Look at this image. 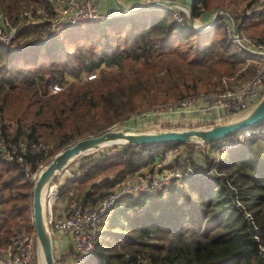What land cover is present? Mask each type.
<instances>
[{"label": "trees", "instance_id": "trees-1", "mask_svg": "<svg viewBox=\"0 0 264 264\" xmlns=\"http://www.w3.org/2000/svg\"><path fill=\"white\" fill-rule=\"evenodd\" d=\"M216 7L212 0H192L191 14L205 21ZM237 9L231 13L239 33L264 44V0ZM2 13L7 21L0 22V29L7 25L16 37L10 45L0 43V136L41 142L48 151L0 166V247L16 226L31 221L28 176L59 150L157 103L237 89L262 64L260 57L234 46L222 19L199 33L159 6L78 24L54 36L48 32L51 0H0L5 19ZM103 66L120 72L52 94L51 87L64 86L68 75L79 78ZM172 145H117L87 156L73 177L60 183L59 195L94 209L127 176L150 166L158 151ZM209 155L184 161L195 176L171 183L166 202L162 192L167 187L154 196L120 198L106 214L113 242L103 244L106 231H98L95 250L83 264H264V139L224 151L218 163ZM172 193L178 194L171 198ZM67 254L77 257L73 251ZM67 258L64 254L58 262Z\"/></svg>", "mask_w": 264, "mask_h": 264}, {"label": "built area", "instance_id": "built-area-1", "mask_svg": "<svg viewBox=\"0 0 264 264\" xmlns=\"http://www.w3.org/2000/svg\"><path fill=\"white\" fill-rule=\"evenodd\" d=\"M51 2L54 6V15L50 19L48 26L50 36H54L78 24L108 20L111 17L128 13L123 9H119L117 15L106 13L101 10L95 0H51ZM156 6L170 10L174 20L181 26L186 21H189L193 30L197 32L213 28L218 15L220 16L224 13L214 14L204 24L207 19L201 21L193 18V21H190L191 8L186 9L180 6L163 4ZM230 23L232 25L227 29L232 43L236 44L241 50L248 51L253 55H264L262 54L264 52V44L258 43L243 33L238 32L236 34L233 22ZM15 37V29H7V25L0 29V43L10 45ZM263 87L264 68L262 70L259 69L249 82L237 89L226 90L220 94L195 95L176 102L157 103L148 109L141 110L139 113L132 114L129 121L147 120L150 123H155L156 121L160 125H189L190 123L197 125L219 121L221 118L214 114L216 111H223L226 114L225 118L228 119L227 121L239 119L247 115L256 106L263 95ZM60 88L55 86L53 92L57 93ZM255 138L264 139V122L259 126L248 128L228 137L223 142V144L226 143V146L221 149L237 148ZM186 145L177 144L165 149L150 165L149 172L139 171L127 176L111 193L103 197L94 209L85 210L80 205L75 206L74 210L65 219H55L51 211L48 225L52 237L65 238L67 241L63 249H60L59 254L62 253V255L58 254V261L61 256L73 251L77 257H72V261L76 260L77 264H83L86 257L95 250L100 221L123 196L151 194L161 191L173 182L178 183L185 178L195 176L193 166L184 161L189 156L194 159H197V156L189 154V147ZM200 145L209 146V144ZM43 151H48V146L44 143H30L25 140L14 141L0 136V166L3 164L24 163L29 153H40ZM217 154L219 155V153ZM44 167V164H40L39 169L28 177L34 180L36 173ZM247 216L251 219L250 214ZM56 242L58 244V241ZM68 244L72 249L69 250L67 248V250H64ZM34 247L37 248L36 237L26 228H20L11 235L6 245L0 247V255L3 257L4 262L7 261L5 264H33Z\"/></svg>", "mask_w": 264, "mask_h": 264}, {"label": "water", "instance_id": "water-1", "mask_svg": "<svg viewBox=\"0 0 264 264\" xmlns=\"http://www.w3.org/2000/svg\"><path fill=\"white\" fill-rule=\"evenodd\" d=\"M115 1L121 9L126 10L128 13L137 12L139 10L148 7H154L159 4L180 6L186 9H190L189 6H186L184 4L169 2L165 0H148L147 3L142 4L137 8H129L121 4L118 0ZM190 21H193L192 15H190ZM233 25L234 32L238 34V25L234 18ZM246 52L251 54L248 51ZM263 122L264 94L262 95L261 99L256 104V106L247 115L239 119L229 120L227 122L214 124L209 127H197L187 129H159L154 131H147L141 127H133L131 125H128L121 127L120 129L104 131L100 135H90L88 137L77 140L76 142L64 149H61L52 157L51 161L45 166L46 169H41L42 171L37 180H35L34 178L35 183L33 187L32 207L33 223L36 233L38 253L41 250L45 264H57L55 256L56 251L54 249L53 239L43 205V193L49 183H51L52 180L56 177L58 171L62 170L64 165L67 164L74 157L86 153L87 151L100 150L103 146L109 143H112L114 146L212 144L217 141L225 140L226 138L235 135L241 131H244L248 128L259 126ZM39 172H37L36 175Z\"/></svg>", "mask_w": 264, "mask_h": 264}, {"label": "rangeland", "instance_id": "rangeland-1", "mask_svg": "<svg viewBox=\"0 0 264 264\" xmlns=\"http://www.w3.org/2000/svg\"><path fill=\"white\" fill-rule=\"evenodd\" d=\"M231 2H232V0H212V5L213 6L214 5L215 6L218 5V7L213 8L209 12L206 13L205 17L208 16L207 17L208 19L207 20L205 19L206 21L204 22V24L207 23L210 20V18L212 16H214V14L219 13V12H224L222 15H220V16L218 15V18L216 19V24L213 26V28L217 25L218 20L219 19H222L223 22L225 21L226 24H227L226 31L228 33L229 31H228L227 28L232 25V23H230V22H233V16H232L231 11H234V10L236 11V8H238L237 10L240 11L243 8V6H244L243 4H245V3H242V0H240V5H239L237 3V0H234V2H233L235 4V7H234V6H232ZM228 5L231 6V7H229ZM154 7H158V6H154ZM3 16H4L5 19H2V16H0V22L3 23V24H5V22L7 21V16L5 14H3ZM3 24H0V25H3ZM213 28H211V29H209L207 31L199 32V33L208 32V31L212 30ZM35 33L38 34L39 31H36ZM243 34H245L246 36H249L248 33H246V32H244ZM228 35H229V38H230V34L229 33H228ZM30 38H28V40H31ZM31 41H34V40H31ZM230 41H231V38H230ZM42 42H46V41H42ZM234 46L238 47L236 44H234ZM262 54H264V52H262ZM254 56H258V55H254ZM259 57H262L263 58L264 56H259ZM261 63L262 64L259 67V69L262 70L264 68V63L263 62H261ZM156 68H157V73L156 74L159 75L160 74V71L162 70V66L159 64L158 66H156ZM130 71L131 70L129 68L125 69V73H129ZM114 72H120V71L116 67H105V66H103L100 69H97V70H95V71H93L91 73H83L79 78H75V77H72V76L68 75L67 76V81L65 82L64 86H62L60 88L59 85H54L53 87H51V91H52V94H56V92H53L55 86L59 87L60 90H62L65 86H67L69 84H72V83L81 84L83 82L94 81V80L99 79L102 74H111V73H114ZM249 81H247V82H249ZM247 82H245V83H247ZM60 90H58V92ZM263 94H264V87H263ZM139 112H137V113H139ZM219 117L221 118L219 120L220 122L219 121H216V122H214V121L212 122L211 121V122H207V123H200V124H197V125L192 124V123H190L189 125H185V124L160 125L156 121H155V123H153V122L150 123V122H147V120H144V121L143 120H139V121H129L130 119H128V120H126V121H124V122H122L120 124L113 125L112 127H110L107 130L120 129L121 127L128 126V125H131L133 127H141V128H144L147 131H154V130H159V129H187V128H197V127H209V126H212L214 124H219V123L227 122V120H228V119L225 118V116L223 117L222 115H219ZM157 124H158V126H156ZM92 135H94V134H92ZM225 141L226 140H222V142L215 143L214 145H209L208 147H205L206 145L203 146V145H200V144H193L189 148V154H192V155H195L197 157H200L201 154H203V156H205L206 153L208 152V154H210L209 156L210 157H214L215 160L218 163L221 160L222 153L224 151H228V150H222L224 148V146H226L225 145L226 143L223 144V142H225ZM112 146H114V145L102 147L100 150H96V151H98V152L100 151L101 152L104 149H108V148H110ZM231 149H233V148H231ZM96 151H94L95 153L92 151V152H90L88 154H84V155L78 157L77 159H75V161H73L64 171H62L60 174H57L56 177L49 184L48 189H47V193H46V198H45V208H46V212H47V214H46L47 220H49L51 211H52V214H54L55 210L58 209V203H56V202L61 201L60 199H58V197H59V185H60V183H63L64 182V177L72 178L73 177L72 172H74L75 170H77L79 168L81 162L83 161V158L87 157V155L90 156V154L91 155L96 154L97 153ZM160 152H163V150H161ZM160 152L158 151V153H156V155L159 154ZM216 152L219 153V155ZM51 159H49L46 163H44V165L46 166L51 161ZM149 170H150L149 168H145V169L140 170V171H142V172H149ZM201 179H202V177H201ZM29 180L32 182V185L34 187L35 181L32 180L31 178H29ZM173 183H176V182H173ZM172 184L170 186L168 185L167 188L163 189L162 198L165 199V202L168 201L167 195L169 193V190L171 189ZM51 185H52V187H51ZM54 187H56L57 190L53 189ZM32 191H33V189H32ZM156 193L157 192L151 193V196H154ZM54 194H55V196L53 198V195ZM177 194L178 193H172L171 194V198H174V196H176ZM160 200H162V199H160ZM147 202H148V204L151 203L152 202V197L151 198L148 197ZM32 205H33V197H31V201H30V212H31L30 219H31V221H26V222L24 221V222H22L21 228H26L34 237H36L34 223H33V207H32ZM135 214L136 213H134V214L132 213L131 214L132 217H134V216L137 215V214L136 215ZM107 218H108V215H106L100 221V223H99V231L100 232L101 231H106V233H105V235L103 237V240H102L103 244H107L109 242H113L112 241L113 239H112L111 233L113 232L114 229H113V227H110V225H108ZM19 222H20V220H19ZM127 225L128 224L126 222L125 225H124V227H127ZM28 226H30V228ZM14 231H15L14 233L17 232V226H16V228H15ZM98 241H99V239H98ZM59 255H62V253L59 254ZM66 255H68V257H70V260L67 261L66 259H64L60 263L58 262V258L59 257L56 255V262H57V264H77L76 260L71 261V255L70 256H69V254H66ZM39 260H40L39 253L37 251V248L34 247V262H33V264H39Z\"/></svg>", "mask_w": 264, "mask_h": 264}, {"label": "crops", "instance_id": "crops-1", "mask_svg": "<svg viewBox=\"0 0 264 264\" xmlns=\"http://www.w3.org/2000/svg\"><path fill=\"white\" fill-rule=\"evenodd\" d=\"M118 1L121 4H123L129 8L139 7L140 5L148 2V0H118ZM165 1L181 3V4H184L186 6H189L190 8H191V2H192V0H165ZM250 1H252V0H242V3H247ZM95 2L100 6L102 11L109 13V14L117 15L119 13V9H121L115 0H95ZM233 2H234V0H232L231 4H232V6L235 7V4ZM237 3L240 5V0L239 1L237 0ZM243 5H245V4H243ZM168 6H170V5H168ZM127 14H130V13H127ZM126 15H118L115 17L126 16ZM115 17H111V19L115 18ZM203 18H204V16H203ZM108 20H110V19H108ZM242 33L243 32H241V34ZM258 58H259V56H258ZM260 61L264 63V57L263 58L260 57ZM214 114L216 116L222 115L223 117L224 116L226 117V114L223 111H216ZM215 115H214V118H215ZM214 122H216V121H214ZM157 155H159V154H157ZM149 167L150 166H148V165H142L141 170H143L145 168H149ZM64 179H65V177H64ZM58 199H60L61 201L56 202V203H58V209L55 210L53 217L55 219H65L68 216V214H70L74 210V208L76 206L75 198H73V197H62L59 195ZM52 239H53L54 249L56 251L55 254L59 257L58 254L60 253V249L61 248L63 249V246L66 245L67 241L65 238H57L55 236L52 237ZM56 241H58V244ZM67 248L69 250L72 249V247L69 244L66 248H64V250H67ZM73 258H74V256H73ZM66 260L69 261L70 257H68ZM71 261H72V256H71ZM6 262L7 261H5V262L3 261V257L0 255V264H5Z\"/></svg>", "mask_w": 264, "mask_h": 264}, {"label": "bare ground", "instance_id": "bare-ground-1", "mask_svg": "<svg viewBox=\"0 0 264 264\" xmlns=\"http://www.w3.org/2000/svg\"><path fill=\"white\" fill-rule=\"evenodd\" d=\"M110 145H113V144H112V143H109V144H106V145L103 146V147L110 146ZM87 152H89V151H87ZM87 152H86V153H87ZM83 154H85V153H83ZM83 154H80L79 156H76V157H74L72 160H70L67 164L64 165V167H63L62 170H59V171H58L57 174H60L62 171H64V170H65V169H66V168H67V167H68L73 161H75V159H77L78 157H80V156L83 155ZM45 169H46V168H44V169H42V170H45ZM42 170H41V171H42ZM41 171L38 173L37 178L39 177ZM36 180H37V179H36ZM49 184H50V183H49ZM48 186H49V185H48ZM48 186L45 188L44 193H43V205H44L45 215L47 214V212H46V208H45V198H46V193H47ZM46 218H47V217H46ZM47 221H48V220H47ZM39 257H40L39 264H45L41 250L39 251Z\"/></svg>", "mask_w": 264, "mask_h": 264}]
</instances>
